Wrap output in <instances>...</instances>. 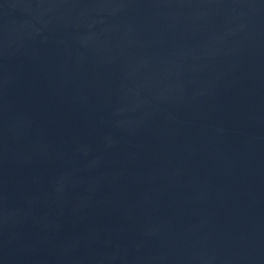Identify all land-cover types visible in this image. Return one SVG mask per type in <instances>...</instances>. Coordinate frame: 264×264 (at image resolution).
I'll use <instances>...</instances> for the list:
<instances>
[{
  "label": "water",
  "instance_id": "obj_1",
  "mask_svg": "<svg viewBox=\"0 0 264 264\" xmlns=\"http://www.w3.org/2000/svg\"><path fill=\"white\" fill-rule=\"evenodd\" d=\"M0 264H264V0H0Z\"/></svg>",
  "mask_w": 264,
  "mask_h": 264
}]
</instances>
